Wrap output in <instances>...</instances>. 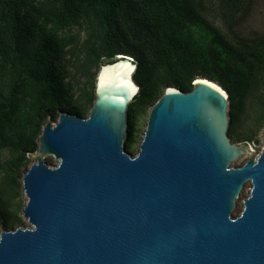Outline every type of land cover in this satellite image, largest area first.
<instances>
[{"label": "water", "instance_id": "water-1", "mask_svg": "<svg viewBox=\"0 0 264 264\" xmlns=\"http://www.w3.org/2000/svg\"><path fill=\"white\" fill-rule=\"evenodd\" d=\"M135 71L124 56L103 65L89 116L46 122L21 179L28 224L1 231L0 264H264V149L232 166L252 150L229 135L227 92L166 88L133 155Z\"/></svg>", "mask_w": 264, "mask_h": 264}, {"label": "trees", "instance_id": "trees-1", "mask_svg": "<svg viewBox=\"0 0 264 264\" xmlns=\"http://www.w3.org/2000/svg\"><path fill=\"white\" fill-rule=\"evenodd\" d=\"M257 5L264 0H218L214 9L211 0H0V228L22 224L21 179L46 122L66 109L85 117L93 106L95 91L81 89L74 99L68 59L83 76L120 56L133 59L140 87L129 109L133 155L137 119L166 88L188 93L197 79L229 95L231 138H244L239 129L252 99L262 123L264 29L248 26Z\"/></svg>", "mask_w": 264, "mask_h": 264}, {"label": "rangeland", "instance_id": "rangeland-1", "mask_svg": "<svg viewBox=\"0 0 264 264\" xmlns=\"http://www.w3.org/2000/svg\"><path fill=\"white\" fill-rule=\"evenodd\" d=\"M211 2L213 5L212 9H214V6H216L218 4V0H211ZM210 18L213 20L214 24H216L217 27L224 28L222 20L220 19L216 10H212L210 12ZM248 26H249L250 30L251 29H254V30L264 29V8H262L261 5L256 6V8L253 12V16L248 21ZM84 29L86 31H83L81 33L82 39H85L88 36L87 29L86 28H84ZM76 32H77V30L75 31V33ZM74 63H76L75 59H73V60L68 59L64 63L63 68L67 72L70 73L67 81L72 80L71 83L75 87L74 88V93H75L74 99L79 100L81 98V91H80L81 89H86L88 92L95 91L96 82H97V78H98L100 69L94 68L90 73L83 76L81 71H78L77 69L74 68ZM93 75H94V77H93ZM93 84H94V86H93ZM257 102H258L257 98L252 99L250 101L249 106H248L247 115H246V117H245V119L241 125L242 129H239V135H242V137H244V138H242L240 140H235L232 138L233 142L243 143V144L247 143L251 147V150H252V153L246 154L244 157L240 158L238 161L233 163L232 166L235 168L241 167L249 158L259 155L264 149V141L262 140V134L264 132V121L262 123H259L261 114L259 113ZM152 107L147 108L146 113L141 115V117H139L137 119L136 131H137L138 139L134 145V155H136L139 152V146L142 142L143 135H144L145 130H146L147 117H148L149 111ZM91 108H92V105L87 107V115L84 118L89 116ZM63 112L71 113L68 109H66V110H62L59 113V116ZM57 121H54V123H57ZM245 135H247V136H245ZM248 136H253V138L250 140V142L246 141L247 139L245 137H248ZM31 161H32V163H34V161H35L33 158V155L31 156ZM46 161L48 162V164L50 166H57L58 165V161L53 156L46 157ZM250 191H251V184L247 183L244 186V188L241 192L240 198L237 202V208L233 214L234 217H237L240 215V213L244 207L243 202L249 197ZM22 194H23L22 200H23V203L25 205L27 200H26V197H25L23 192H22ZM22 219H23L22 224L20 226L27 225L28 222L24 218H22ZM3 229H4L3 227L0 228V233Z\"/></svg>", "mask_w": 264, "mask_h": 264}]
</instances>
